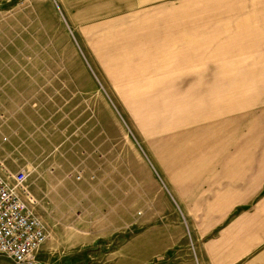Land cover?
Here are the masks:
<instances>
[{
	"label": "rangeland",
	"instance_id": "1",
	"mask_svg": "<svg viewBox=\"0 0 264 264\" xmlns=\"http://www.w3.org/2000/svg\"><path fill=\"white\" fill-rule=\"evenodd\" d=\"M138 1L74 27L0 0V174L28 173L41 264H127L159 221L238 222L264 251V0Z\"/></svg>",
	"mask_w": 264,
	"mask_h": 264
},
{
	"label": "crops",
	"instance_id": "2",
	"mask_svg": "<svg viewBox=\"0 0 264 264\" xmlns=\"http://www.w3.org/2000/svg\"><path fill=\"white\" fill-rule=\"evenodd\" d=\"M67 21L79 23L104 20L113 7L142 5L138 0H57ZM241 223L226 227H204L192 222L143 223L141 232L128 239L127 264H261L264 254L255 242V231L238 232ZM209 226V225H207ZM192 237V246L180 244ZM260 235V232L257 233ZM191 247V248H190Z\"/></svg>",
	"mask_w": 264,
	"mask_h": 264
},
{
	"label": "built area",
	"instance_id": "3",
	"mask_svg": "<svg viewBox=\"0 0 264 264\" xmlns=\"http://www.w3.org/2000/svg\"><path fill=\"white\" fill-rule=\"evenodd\" d=\"M12 178L13 185L0 174V257L16 264H41L40 251L49 232L17 191L25 190L27 171L19 170Z\"/></svg>",
	"mask_w": 264,
	"mask_h": 264
}]
</instances>
